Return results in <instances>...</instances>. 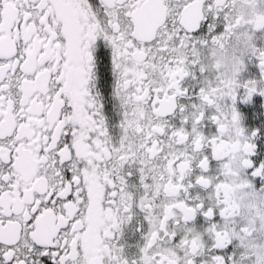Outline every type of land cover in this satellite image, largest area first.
<instances>
[{"label":"snow or ice","instance_id":"obj_1","mask_svg":"<svg viewBox=\"0 0 264 264\" xmlns=\"http://www.w3.org/2000/svg\"><path fill=\"white\" fill-rule=\"evenodd\" d=\"M261 29L264 0H0V264H264Z\"/></svg>","mask_w":264,"mask_h":264},{"label":"flooded vegetation","instance_id":"obj_2","mask_svg":"<svg viewBox=\"0 0 264 264\" xmlns=\"http://www.w3.org/2000/svg\"><path fill=\"white\" fill-rule=\"evenodd\" d=\"M253 42L258 47L264 46V29L256 30ZM258 72L259 70L255 59L246 60L245 70L241 72L239 79H255ZM235 106L242 115L241 126L246 130H251L253 127L257 126H264V97L259 96V94H253L250 103H241L238 101ZM252 143L256 145V148L250 158L259 162L264 159V135H257L253 138ZM252 179L257 187H259L260 184H264V180H260L259 177Z\"/></svg>","mask_w":264,"mask_h":264},{"label":"clouds","instance_id":"obj_3","mask_svg":"<svg viewBox=\"0 0 264 264\" xmlns=\"http://www.w3.org/2000/svg\"><path fill=\"white\" fill-rule=\"evenodd\" d=\"M218 61H219L220 63H224V62H225V57H224L223 54H220V55L218 56Z\"/></svg>","mask_w":264,"mask_h":264}]
</instances>
